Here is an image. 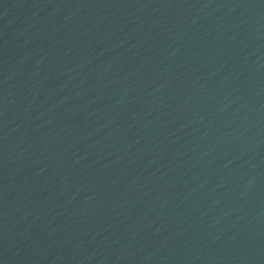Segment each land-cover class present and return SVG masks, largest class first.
<instances>
[{"label": "water", "instance_id": "water-1", "mask_svg": "<svg viewBox=\"0 0 264 264\" xmlns=\"http://www.w3.org/2000/svg\"><path fill=\"white\" fill-rule=\"evenodd\" d=\"M0 264H264V0H0Z\"/></svg>", "mask_w": 264, "mask_h": 264}]
</instances>
